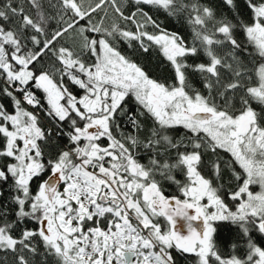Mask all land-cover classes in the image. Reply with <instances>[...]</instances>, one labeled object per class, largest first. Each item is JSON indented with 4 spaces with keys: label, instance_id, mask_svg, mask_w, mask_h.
Returning a JSON list of instances; mask_svg holds the SVG:
<instances>
[{
    "label": "snow or ice",
    "instance_id": "obj_1",
    "mask_svg": "<svg viewBox=\"0 0 264 264\" xmlns=\"http://www.w3.org/2000/svg\"><path fill=\"white\" fill-rule=\"evenodd\" d=\"M223 3L0 0V264H264V0Z\"/></svg>",
    "mask_w": 264,
    "mask_h": 264
},
{
    "label": "trees",
    "instance_id": "obj_2",
    "mask_svg": "<svg viewBox=\"0 0 264 264\" xmlns=\"http://www.w3.org/2000/svg\"><path fill=\"white\" fill-rule=\"evenodd\" d=\"M18 2L23 3L24 0H18ZM201 3L212 6L215 10L217 15H227L229 18L232 17L233 13L232 11L223 3V0H200ZM239 9L241 11V14L244 19H248L250 13L248 12L247 8L245 7L244 0H237ZM43 3L45 5V8L47 10V4L48 0H43ZM147 11H150V13L153 15V18L157 20L158 23H160L161 27L170 31V32H177L180 35H182L186 40H191V30L190 26L187 23L186 17L184 15H181L179 17L174 16H168L163 11L157 12L154 9H147ZM31 14L35 16V10H31ZM51 14V13H50ZM103 15V13H101ZM98 19V17H97ZM85 23V21H81V24ZM57 25L56 20H52L49 22V31L52 29H55ZM237 38L240 40H243L242 33H237ZM67 39V38H66ZM69 43L72 41L69 40ZM78 42V41H77ZM120 49L122 53L126 56H129L131 59L135 60L138 64H141L147 72L153 77L160 80H170L171 79V72L166 64V61L163 59L162 56L159 55L158 52H153L148 55H145L141 53L138 49L134 50L133 48H129L126 43H122L120 45ZM244 59L247 61L248 57L245 56ZM205 58L203 56H198L195 58L190 59V63H199L203 62ZM193 83L198 87L200 77L198 74H193L191 77ZM255 107V105H254ZM184 130L181 128H178L175 130V134L177 136H181L183 134ZM64 143H67V141H63ZM220 156L224 157L225 159H228V154L224 152H220ZM210 158V156H205V161L207 162ZM206 175H210V170L205 171ZM179 178H183L182 176ZM35 188V185H33ZM253 191H258V187H253ZM165 191L168 195H177L178 190L175 185H165ZM7 191L5 192V198H7ZM229 203H231L229 201ZM161 223L163 224L164 221L161 220ZM28 227L34 228L36 225L29 223ZM220 231L217 234V242L220 244V246L224 249V251L227 253L230 251V244L233 242H236L238 239L237 233L238 229L235 227L229 225V224H220L218 225ZM254 236H256L257 242L261 243V246H264V242H262L261 238L254 233ZM242 250V249H241Z\"/></svg>",
    "mask_w": 264,
    "mask_h": 264
}]
</instances>
